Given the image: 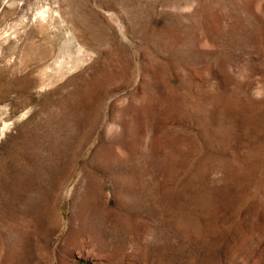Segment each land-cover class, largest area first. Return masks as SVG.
Masks as SVG:
<instances>
[{
  "label": "rangeland",
  "instance_id": "374dc122",
  "mask_svg": "<svg viewBox=\"0 0 264 264\" xmlns=\"http://www.w3.org/2000/svg\"><path fill=\"white\" fill-rule=\"evenodd\" d=\"M0 264H264V0H0Z\"/></svg>",
  "mask_w": 264,
  "mask_h": 264
}]
</instances>
